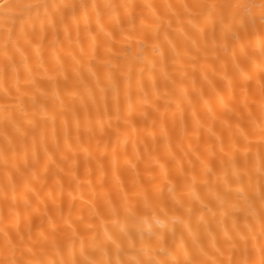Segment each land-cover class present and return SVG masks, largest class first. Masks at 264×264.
Listing matches in <instances>:
<instances>
[{
    "label": "snow or ice",
    "instance_id": "snow-or-ice-1",
    "mask_svg": "<svg viewBox=\"0 0 264 264\" xmlns=\"http://www.w3.org/2000/svg\"><path fill=\"white\" fill-rule=\"evenodd\" d=\"M0 176V264H264V0H0Z\"/></svg>",
    "mask_w": 264,
    "mask_h": 264
},
{
    "label": "bare ground",
    "instance_id": "bare-ground-1",
    "mask_svg": "<svg viewBox=\"0 0 264 264\" xmlns=\"http://www.w3.org/2000/svg\"><path fill=\"white\" fill-rule=\"evenodd\" d=\"M77 2H79V0H77ZM99 2L103 3L104 0H99ZM115 2H125V0H115ZM127 2L142 4V3H145V2H151V3L177 2V0H127ZM189 2H191V0H189ZM73 38H75V33L74 32H73ZM82 38H83V44L87 48L89 41H88L86 36L82 37ZM65 47H67V42L66 41H65ZM126 47H127L126 45L117 44L113 48L112 53H109L108 55L112 56V57L119 56L121 59H123L125 53L123 51H118V50L126 48ZM133 51H134V49H132V48L128 49V53L129 54L133 53ZM101 52H103V50H101ZM157 55H158V53H157ZM45 59H49L50 60V57L48 56L47 52L45 53ZM115 62L116 61L113 60V63H115ZM88 67H89L88 65H84L83 69H82V73L86 77L89 76ZM93 70L94 71L97 70L95 68V66H93ZM169 70L172 71V69H169ZM100 71L102 72L103 69H100ZM157 75H158V73H157ZM69 76H70L69 84H71V70L70 69H69ZM60 80H61V83L59 85L58 92L60 93V98H64L67 93H66V89H65V84L63 83V77H61ZM225 84H226V82H225ZM147 90H149V91L151 90V82L150 81H147ZM189 91H191L190 85H189ZM203 91L206 94V98L208 96L213 97V100H214V103L212 105L213 111H218L219 110V102H218V99H216V93L213 92L212 89L209 88L206 84L203 87ZM217 91H219V89H217ZM220 94L226 96L227 95L226 89H225L224 92H221ZM133 99H135V96L133 97ZM57 103H58V101H57ZM77 103H79V100H77ZM191 111H192V109L189 108L185 112L186 124L188 125L190 131H191V128L193 126L192 117H191ZM197 111L203 113L204 106H203L202 103L197 105ZM178 120H179V114L177 113V121ZM69 125H70V127L72 129V136H73V143H74L75 142L74 141L75 129H74V125H72L70 117H69ZM148 125H149V127L147 128V130H145V125L144 124H140L139 125V128L141 129V131L139 132L138 135L135 136V138L138 141H143V143H138L135 149L133 147L131 139H129L127 145L124 144L123 138L121 139V149L120 150H121V152H123L125 149L127 150L128 154H129V159L131 160L132 163H136V152L137 151L140 154L144 153V144H148L149 146H151V144H152L151 136L148 134L150 131H153V129L150 127V125H151V117L148 120ZM168 126H169V128L172 127L171 114H169ZM50 127L51 126H49V130H50ZM57 127H58V133H59V137H60V143L63 146V129L60 126L59 121L57 122ZM154 131H155L156 135L159 136V126L158 125L154 129ZM174 142H175V138L173 137V143ZM163 143L164 142L161 140V142H160V151H161V153L163 152ZM92 146L93 147L95 146V141L94 140L92 141ZM59 156H60V153L57 152L56 156H55V159L59 160ZM40 159H41L42 162H43L44 159H46V157L44 156L43 151L40 152ZM83 160H84V154L81 152L80 155H79L80 168L78 170L77 175L80 177L82 187L76 189L75 183H73V185H72L73 188L76 189L75 192H74V195H75L76 199L74 201H72V203H73L72 212H73V217L74 218L76 216L81 215V214L87 216L88 212H89V208H88L87 202H88V200L91 197V191H90L89 187L86 184L83 183V181L85 180ZM120 163H121V166H123V156L121 157ZM69 164H70V162H66L65 165H63V167H65V169L67 170V167L69 166ZM143 166H144V162L141 161L140 162L141 169L143 168ZM54 170H55V165H53L52 168L49 170V174L47 176V185L51 186L53 189H56L57 192H58V187L54 183L55 180L59 179L65 185V195H64V199H63V205H64L65 212H67L68 211V203H69V200H70V198L67 196V185H68V181H69L70 177L66 174V171L65 172H58L57 175L53 176L52 172ZM41 179H44V177L42 176ZM93 179H95V177H93ZM109 179H111L110 176H109ZM2 180H3V178H2V176H0V182H2ZM37 187H39V182H37ZM47 191H48V187H45L42 190V192H41V198L42 199L44 198V193H46ZM81 195L83 196V199H80ZM46 202L48 203V208H49L50 214L54 213L55 212V206L52 204L51 200H48ZM58 203H59V201H58ZM40 207H41V211H43L44 210L43 204ZM37 222H38V219H37Z\"/></svg>",
    "mask_w": 264,
    "mask_h": 264
}]
</instances>
